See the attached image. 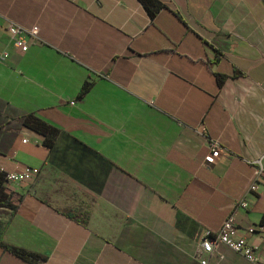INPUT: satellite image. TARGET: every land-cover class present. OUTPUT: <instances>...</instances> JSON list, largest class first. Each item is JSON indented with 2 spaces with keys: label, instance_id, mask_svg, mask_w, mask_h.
<instances>
[{
  "label": "crops",
  "instance_id": "1",
  "mask_svg": "<svg viewBox=\"0 0 264 264\" xmlns=\"http://www.w3.org/2000/svg\"><path fill=\"white\" fill-rule=\"evenodd\" d=\"M159 1L0 0V169L34 170L2 239L42 256L0 246V264H201L228 215L264 264V0ZM8 22L38 26L28 50ZM26 113L119 168L101 193L51 163Z\"/></svg>",
  "mask_w": 264,
  "mask_h": 264
},
{
  "label": "trees",
  "instance_id": "2",
  "mask_svg": "<svg viewBox=\"0 0 264 264\" xmlns=\"http://www.w3.org/2000/svg\"><path fill=\"white\" fill-rule=\"evenodd\" d=\"M140 1L147 8L150 15H154L163 6L159 0ZM224 79V76H218V84L221 85ZM92 83L89 81L84 82L77 97L86 93L92 86ZM20 122L42 137L41 145L48 150L49 159L52 164L64 170L96 193L103 191L110 173L113 170L119 169L111 160L91 148L88 144L37 117L34 113L23 114L20 117ZM20 201L21 198L16 200L12 198L11 189L6 186L5 171L0 169V208L15 211ZM6 226L7 223H0V246L3 249L22 257H42L33 252H27L22 248L5 243L2 235Z\"/></svg>",
  "mask_w": 264,
  "mask_h": 264
},
{
  "label": "built area",
  "instance_id": "3",
  "mask_svg": "<svg viewBox=\"0 0 264 264\" xmlns=\"http://www.w3.org/2000/svg\"><path fill=\"white\" fill-rule=\"evenodd\" d=\"M6 30L11 35L13 44L15 47L19 48L21 51L28 50L32 40L38 38V26L33 25L29 28L23 27L14 22H8L6 25ZM22 142H27L26 138L22 139ZM220 147L217 141L211 142L212 150H216ZM258 168L256 173L259 174L262 171L261 158L256 160ZM34 176V170L30 166H21L19 168L6 171V186L11 188L13 185H18L23 182L30 181ZM245 206V202L241 203ZM248 231H251L249 229ZM239 230L236 227V221L233 215H228L222 221L219 229L214 233H207L202 237L201 240V253L200 258L205 255L204 258L200 259L201 264H206L207 255L212 254L217 251L221 245H225L228 248L241 254L248 262L257 263L259 261V256L256 250L249 246L244 237L238 235Z\"/></svg>",
  "mask_w": 264,
  "mask_h": 264
}]
</instances>
